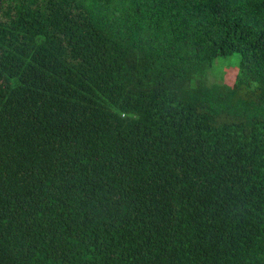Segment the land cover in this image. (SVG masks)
Returning a JSON list of instances; mask_svg holds the SVG:
<instances>
[{"label":"trees","instance_id":"obj_1","mask_svg":"<svg viewBox=\"0 0 264 264\" xmlns=\"http://www.w3.org/2000/svg\"><path fill=\"white\" fill-rule=\"evenodd\" d=\"M0 264H264V0H0Z\"/></svg>","mask_w":264,"mask_h":264},{"label":"rangeland","instance_id":"obj_2","mask_svg":"<svg viewBox=\"0 0 264 264\" xmlns=\"http://www.w3.org/2000/svg\"><path fill=\"white\" fill-rule=\"evenodd\" d=\"M238 64L239 57L237 55L217 60L214 68L212 71H210V74L214 75L218 79H221L225 76L224 81L232 84L236 77Z\"/></svg>","mask_w":264,"mask_h":264}]
</instances>
